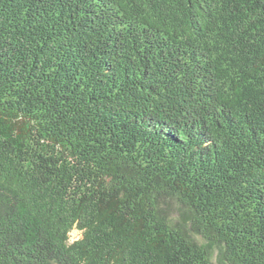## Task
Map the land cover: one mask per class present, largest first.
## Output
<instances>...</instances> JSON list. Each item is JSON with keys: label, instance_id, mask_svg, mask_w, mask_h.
Masks as SVG:
<instances>
[{"label": "trees", "instance_id": "trees-1", "mask_svg": "<svg viewBox=\"0 0 264 264\" xmlns=\"http://www.w3.org/2000/svg\"><path fill=\"white\" fill-rule=\"evenodd\" d=\"M0 264H264V0H0Z\"/></svg>", "mask_w": 264, "mask_h": 264}, {"label": "rangeland", "instance_id": "rangeland-1", "mask_svg": "<svg viewBox=\"0 0 264 264\" xmlns=\"http://www.w3.org/2000/svg\"><path fill=\"white\" fill-rule=\"evenodd\" d=\"M69 236H70V242H72L76 238L80 237V232L76 229H72L69 233Z\"/></svg>", "mask_w": 264, "mask_h": 264}]
</instances>
